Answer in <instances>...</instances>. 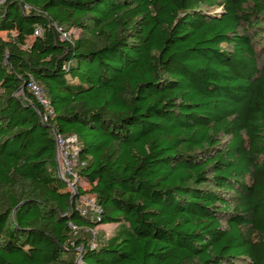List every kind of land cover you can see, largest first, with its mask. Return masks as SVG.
<instances>
[{
	"label": "trees",
	"instance_id": "trees-1",
	"mask_svg": "<svg viewBox=\"0 0 264 264\" xmlns=\"http://www.w3.org/2000/svg\"><path fill=\"white\" fill-rule=\"evenodd\" d=\"M0 2V264H264V0Z\"/></svg>",
	"mask_w": 264,
	"mask_h": 264
},
{
	"label": "built area",
	"instance_id": "built-area-1",
	"mask_svg": "<svg viewBox=\"0 0 264 264\" xmlns=\"http://www.w3.org/2000/svg\"><path fill=\"white\" fill-rule=\"evenodd\" d=\"M37 33L38 30L35 32V34ZM62 37H66V35L63 34ZM27 88L43 110V113L40 115L41 120L46 121L48 117L53 116V107L49 99L47 98L43 87L40 86L37 82H35L33 79H30ZM54 139L56 144V156L59 160V165H61L62 169L64 170L62 177L68 175L76 179L77 174L75 168L78 153L76 138H66L61 134H55ZM67 185L71 191H74L73 184L67 181ZM79 212L82 216H87L89 214L90 216H93L98 214L99 208L92 198L83 197L79 201Z\"/></svg>",
	"mask_w": 264,
	"mask_h": 264
},
{
	"label": "rangeland",
	"instance_id": "rangeland-1",
	"mask_svg": "<svg viewBox=\"0 0 264 264\" xmlns=\"http://www.w3.org/2000/svg\"><path fill=\"white\" fill-rule=\"evenodd\" d=\"M207 11H212L213 13H220V8L219 9H207ZM70 34L73 36V37H76L77 36V31L76 30H71V32H70ZM2 36H4V34H2ZM59 167H60V170H61V175H63V169H62V166L61 165H59ZM89 185L88 184H82V187L83 188H87ZM115 227H116V225H114V224H109V225H102V226H98L97 228H96V230H98V237L100 238V237H103L104 236V238H108V237H110L113 233H114V229H115ZM76 262L78 263V264H82L81 263V260H80V258H77V260H76Z\"/></svg>",
	"mask_w": 264,
	"mask_h": 264
},
{
	"label": "water",
	"instance_id": "water-1",
	"mask_svg": "<svg viewBox=\"0 0 264 264\" xmlns=\"http://www.w3.org/2000/svg\"><path fill=\"white\" fill-rule=\"evenodd\" d=\"M24 86H25V85H23V86L21 87V91H23ZM56 162H57L58 176L62 179L63 177H62V175H61V173H60L59 160H58L57 156H56ZM71 199H73V197H72Z\"/></svg>",
	"mask_w": 264,
	"mask_h": 264
},
{
	"label": "crops",
	"instance_id": "crops-1",
	"mask_svg": "<svg viewBox=\"0 0 264 264\" xmlns=\"http://www.w3.org/2000/svg\"><path fill=\"white\" fill-rule=\"evenodd\" d=\"M109 225V224H108ZM116 231V228L114 229V232Z\"/></svg>",
	"mask_w": 264,
	"mask_h": 264
}]
</instances>
